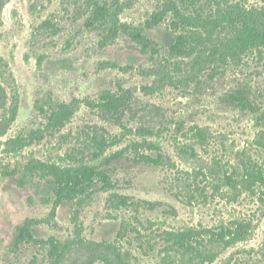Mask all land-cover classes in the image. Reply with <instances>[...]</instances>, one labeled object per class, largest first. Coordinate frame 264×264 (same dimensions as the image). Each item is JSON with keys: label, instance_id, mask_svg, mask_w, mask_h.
<instances>
[{"label": "rangeland", "instance_id": "obj_1", "mask_svg": "<svg viewBox=\"0 0 264 264\" xmlns=\"http://www.w3.org/2000/svg\"><path fill=\"white\" fill-rule=\"evenodd\" d=\"M88 2L0 0V264H51V240L74 243L62 264H107L116 254L173 264L169 233L236 222L247 225L245 240L212 264H264V188L244 183L247 171L264 173V49L218 68L170 53L178 34H204L175 10L264 13V0H98L105 18ZM119 24L141 30L150 48L111 34ZM239 93L251 107L232 99ZM109 94L122 106L108 112ZM60 110L71 115L53 127ZM37 163L92 166L110 185L95 178L81 206H55ZM28 220L30 237L15 246Z\"/></svg>", "mask_w": 264, "mask_h": 264}, {"label": "trees", "instance_id": "obj_2", "mask_svg": "<svg viewBox=\"0 0 264 264\" xmlns=\"http://www.w3.org/2000/svg\"><path fill=\"white\" fill-rule=\"evenodd\" d=\"M89 7L93 8V16L101 18L102 13H106L109 17V11L99 4L98 0H89ZM175 16L180 23L191 25L195 29L204 30V34H178L175 38L174 45L170 48V53L175 58L190 59L193 57L194 65H201L205 63L208 67L226 66L230 63H239L243 56L253 51H260L264 49V13L257 10H247L237 6H228L225 8H217L215 12L208 16H198L191 18L182 16L178 10H175ZM105 18V17H104ZM111 29V28H110ZM118 30L123 33L129 32L135 39L137 44L144 48H150L149 40L146 39L141 30L131 28L126 24H119L118 27L111 30V34L115 35ZM220 31L216 40H212L214 33ZM223 31V32H222ZM224 33L223 36L220 34ZM211 70H215L211 68ZM234 101L239 102L244 107H251L248 98L244 94L239 93L238 96H231ZM6 95L0 83V127L1 112L5 107ZM107 111L116 109L117 106H122L119 99L114 95H106L103 97ZM71 115L67 110H60L52 119L53 127L64 125V121ZM264 120V113L262 114ZM197 136L203 138L201 130L195 132ZM99 154H102L106 147H108L105 140H100L95 143ZM143 160L147 162H158L156 159L148 156H142ZM33 170L45 173L50 177L53 184V191L55 195V206L62 203H70L76 206H81L84 203V198L88 191L96 184L95 178H98L104 185L109 186V177L103 171L97 170L92 166H78L61 168L54 165H47L37 163L33 166ZM247 180H244L246 185L252 181L260 183L264 188V173L261 171L249 170L246 173ZM264 200V191L261 192ZM123 205H126V198H121ZM31 221H27L16 236L14 245L18 246L28 237H30ZM248 234L247 225L236 222L233 227L224 228L218 232L212 230L196 231V232H177L169 233L167 241L171 243L170 248L174 251L173 264H212L219 257V252L230 248L245 240ZM77 241L82 244L80 237ZM49 258L51 264H62L66 253L73 242L61 243L59 241H50ZM222 248V250H220ZM107 264H130L125 259L121 258L119 254L115 255V260L105 259Z\"/></svg>", "mask_w": 264, "mask_h": 264}]
</instances>
